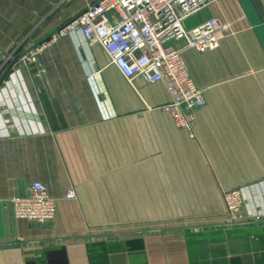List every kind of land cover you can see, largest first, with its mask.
Here are the masks:
<instances>
[{
  "label": "crops",
  "instance_id": "obj_1",
  "mask_svg": "<svg viewBox=\"0 0 264 264\" xmlns=\"http://www.w3.org/2000/svg\"><path fill=\"white\" fill-rule=\"evenodd\" d=\"M97 1L0 0V74ZM212 17L229 26L216 46L182 51L205 89L191 130L161 108L162 81L126 79L79 35L13 64L0 83V264H264V217L227 223L223 200L242 187L244 211L264 203V0H218L185 25ZM36 181L57 199L44 224L10 202Z\"/></svg>",
  "mask_w": 264,
  "mask_h": 264
},
{
  "label": "built area",
  "instance_id": "obj_2",
  "mask_svg": "<svg viewBox=\"0 0 264 264\" xmlns=\"http://www.w3.org/2000/svg\"><path fill=\"white\" fill-rule=\"evenodd\" d=\"M218 0H99L84 12L63 24L47 41L34 47L19 58L18 62L35 63L39 53L59 38L79 35L87 42L101 45L126 79L143 77L150 83L162 81L171 100L161 108L168 112L175 125L191 130L197 113L205 104L203 87L197 86L182 58L186 48L212 49L221 31H228V24L221 25L215 17L187 28L185 23ZM109 13L115 18L111 20ZM184 40L183 48L174 45ZM244 188L223 191L227 223L241 219L264 217L263 206L246 209ZM66 198L76 197L74 191ZM17 218L44 224L53 221L57 213V199L46 185L36 181L28 196L12 198Z\"/></svg>",
  "mask_w": 264,
  "mask_h": 264
},
{
  "label": "water",
  "instance_id": "obj_3",
  "mask_svg": "<svg viewBox=\"0 0 264 264\" xmlns=\"http://www.w3.org/2000/svg\"><path fill=\"white\" fill-rule=\"evenodd\" d=\"M18 60H19V58L14 59V60L10 61V62L5 66L4 70H3L2 73L0 74V83L3 82V80H4L5 76L7 75L8 71L12 68L13 64H14L16 61H18ZM37 60H38V59H37Z\"/></svg>",
  "mask_w": 264,
  "mask_h": 264
}]
</instances>
